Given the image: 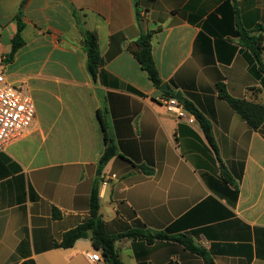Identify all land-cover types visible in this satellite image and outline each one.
<instances>
[{
	"label": "crops",
	"instance_id": "1",
	"mask_svg": "<svg viewBox=\"0 0 264 264\" xmlns=\"http://www.w3.org/2000/svg\"><path fill=\"white\" fill-rule=\"evenodd\" d=\"M23 1L0 0V70L35 102L29 130L0 149V264H104L89 259L102 254L91 238L56 246L89 218L97 180L108 233L170 237L118 240L124 264H205L181 236L215 264H264V123L251 129L218 92L264 105L238 34L264 47V0ZM86 31L103 59L96 77ZM146 33L159 87L135 55ZM178 93L211 123L218 155L193 114L179 120L160 102ZM107 139L117 154L99 173Z\"/></svg>",
	"mask_w": 264,
	"mask_h": 264
},
{
	"label": "trees",
	"instance_id": "2",
	"mask_svg": "<svg viewBox=\"0 0 264 264\" xmlns=\"http://www.w3.org/2000/svg\"><path fill=\"white\" fill-rule=\"evenodd\" d=\"M28 0H24L21 6V10ZM23 30V25L19 19V31L13 39L12 56L23 45L20 32ZM238 34L241 37L242 44L250 49L252 59L255 63V72L258 77H263L262 85L264 88V47L262 46L261 38L250 36L244 29H239ZM83 46L87 55L88 70L96 77L99 69L103 65V59L101 57L97 35L93 32L86 31L83 34ZM151 33H146L137 42L138 50L135 55L140 62L142 68L148 73L150 80L156 85H161V79L159 71L155 64L152 55L151 46ZM219 96L225 100L231 108L236 111L253 130H258L264 123V105L255 101H249L244 98L232 97L224 84L218 85ZM187 111L195 116L200 123L205 137L218 155V148L215 143L212 125L204 117V115L189 101L181 99ZM117 154V147L107 139L106 149L99 162V173L101 169ZM223 176L228 180V176L223 171ZM99 181L97 180L91 190L89 198V218L78 225L77 227L64 233L60 243H57V247L70 248L79 239L91 238L93 245L97 250L102 251L104 258V264H124L120 255L115 247V243L123 238H137L144 237L149 243H153L157 240L170 239L166 232H145L142 230L131 231L125 234L112 235L107 232L105 222L101 217L100 200H99ZM54 216L60 217V214L54 210ZM174 240L183 244L188 250L192 251L203 257L205 264H215L213 259L206 253V251L196 246L191 239L185 236L177 237Z\"/></svg>",
	"mask_w": 264,
	"mask_h": 264
},
{
	"label": "built area",
	"instance_id": "3",
	"mask_svg": "<svg viewBox=\"0 0 264 264\" xmlns=\"http://www.w3.org/2000/svg\"><path fill=\"white\" fill-rule=\"evenodd\" d=\"M5 58L0 56V67ZM160 102L179 120L188 118L182 101L175 97H164ZM35 118V102L26 89H17L10 84L0 70V149L8 143L21 139L31 127ZM105 180L103 184H107ZM92 262H101L102 254L96 251L88 255Z\"/></svg>",
	"mask_w": 264,
	"mask_h": 264
},
{
	"label": "water",
	"instance_id": "4",
	"mask_svg": "<svg viewBox=\"0 0 264 264\" xmlns=\"http://www.w3.org/2000/svg\"><path fill=\"white\" fill-rule=\"evenodd\" d=\"M175 98H177V99H181V96H180V94L178 93L176 96H175Z\"/></svg>",
	"mask_w": 264,
	"mask_h": 264
}]
</instances>
